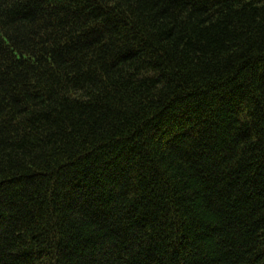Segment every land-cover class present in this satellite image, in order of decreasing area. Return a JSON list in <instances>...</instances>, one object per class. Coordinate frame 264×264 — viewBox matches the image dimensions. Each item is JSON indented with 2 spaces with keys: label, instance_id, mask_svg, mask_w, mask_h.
Returning a JSON list of instances; mask_svg holds the SVG:
<instances>
[{
  "label": "trees",
  "instance_id": "1",
  "mask_svg": "<svg viewBox=\"0 0 264 264\" xmlns=\"http://www.w3.org/2000/svg\"><path fill=\"white\" fill-rule=\"evenodd\" d=\"M0 264H264V0H0Z\"/></svg>",
  "mask_w": 264,
  "mask_h": 264
}]
</instances>
